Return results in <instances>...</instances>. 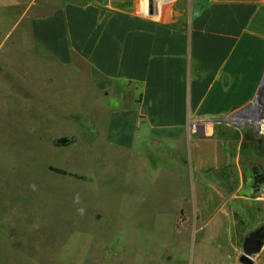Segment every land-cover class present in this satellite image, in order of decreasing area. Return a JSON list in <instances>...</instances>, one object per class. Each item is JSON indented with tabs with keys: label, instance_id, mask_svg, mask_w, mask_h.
Wrapping results in <instances>:
<instances>
[{
	"label": "rangeland",
	"instance_id": "rangeland-1",
	"mask_svg": "<svg viewBox=\"0 0 264 264\" xmlns=\"http://www.w3.org/2000/svg\"><path fill=\"white\" fill-rule=\"evenodd\" d=\"M17 40L18 50L0 53V264H241L252 248L264 264V209L235 194L232 171L205 174L184 141L106 145L75 117L77 100L57 74L44 92L26 29ZM219 125L231 151L244 136L264 158L252 127ZM244 162L255 170L253 198L264 201L263 165ZM205 200L216 209L205 211Z\"/></svg>",
	"mask_w": 264,
	"mask_h": 264
},
{
	"label": "crops",
	"instance_id": "crops-1",
	"mask_svg": "<svg viewBox=\"0 0 264 264\" xmlns=\"http://www.w3.org/2000/svg\"><path fill=\"white\" fill-rule=\"evenodd\" d=\"M201 1L156 0L149 14L144 0L120 6L111 0H0V53L7 45L18 50L26 29L44 92L50 88L45 80L57 74L63 94L77 100L75 117L91 133L102 131L106 145L131 150L184 141L205 174L232 171L235 194L244 193V202L260 212L255 170L244 161L259 159L264 167V158L244 136L231 151L228 136L222 138L228 129L219 124L259 94L264 0ZM75 132L82 133L81 125ZM215 193L205 185V195ZM214 209L205 200V211Z\"/></svg>",
	"mask_w": 264,
	"mask_h": 264
},
{
	"label": "built area",
	"instance_id": "built-area-1",
	"mask_svg": "<svg viewBox=\"0 0 264 264\" xmlns=\"http://www.w3.org/2000/svg\"><path fill=\"white\" fill-rule=\"evenodd\" d=\"M225 121L227 124L236 127L250 126L258 136L264 137V83H261L259 94L251 105L226 116L222 122ZM262 193L264 194V183Z\"/></svg>",
	"mask_w": 264,
	"mask_h": 264
},
{
	"label": "water",
	"instance_id": "water-1",
	"mask_svg": "<svg viewBox=\"0 0 264 264\" xmlns=\"http://www.w3.org/2000/svg\"><path fill=\"white\" fill-rule=\"evenodd\" d=\"M155 2L156 0H147V10L149 14H153L154 12V6H155ZM158 144L157 141L153 142V145L156 146ZM257 249L256 248H252L247 250L246 254L242 255L239 259V262L241 264H254L253 259L251 258V255L253 253H256Z\"/></svg>",
	"mask_w": 264,
	"mask_h": 264
}]
</instances>
